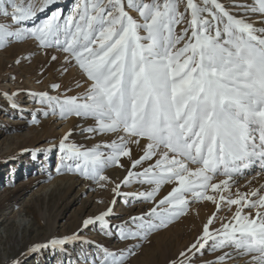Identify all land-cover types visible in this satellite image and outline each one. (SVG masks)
<instances>
[{
    "label": "snow or ice",
    "instance_id": "6c2138e0",
    "mask_svg": "<svg viewBox=\"0 0 264 264\" xmlns=\"http://www.w3.org/2000/svg\"><path fill=\"white\" fill-rule=\"evenodd\" d=\"M55 2L0 0V47L11 38H34L45 48L55 45L66 54V62L74 61L90 81L79 97L32 94L61 118L94 119L96 126L88 132L117 136L105 145L108 152L104 153L99 146L82 150L66 143V135L59 144L63 159L77 161L74 166L65 165L67 170L108 182L104 169L119 165L121 157H128L132 168L148 164L142 172L128 171L122 181L125 186L133 180L154 185L151 191L138 194L145 201H155L163 184H177L157 206L132 218L134 228L117 226L120 239H147L152 231L167 227L187 212L188 195L194 201L213 203L219 196L221 203L241 206L234 222L222 224L214 234L210 231L216 219L213 214L201 237L180 253L184 259L170 264H193L190 254H202L209 241L214 252L234 249L221 255L220 262L250 255L246 264H264V194L254 190L237 193L236 198L223 195L235 174L257 161L264 167V27L256 26L264 25V0L234 3L239 18L220 0H83L63 20L61 12L55 11L42 22L26 26ZM255 14L261 17L258 22L250 19ZM141 140L146 141L143 155L134 159L129 145L139 147ZM153 157H157L154 164ZM218 175L227 178L213 182ZM119 188L116 185L114 191ZM209 189L213 195L207 194ZM244 207L257 209L255 218L244 215ZM111 214L109 207L84 220L83 227L99 222L108 230L105 218ZM76 239V235L53 239L23 255ZM137 247L128 249L127 256L104 248L103 256L91 264H125ZM13 264L22 261L16 259Z\"/></svg>",
    "mask_w": 264,
    "mask_h": 264
},
{
    "label": "rangeland",
    "instance_id": "374dc122",
    "mask_svg": "<svg viewBox=\"0 0 264 264\" xmlns=\"http://www.w3.org/2000/svg\"><path fill=\"white\" fill-rule=\"evenodd\" d=\"M35 2L39 5L43 0ZM61 2L65 4L56 3L44 12H38L35 20L26 26L32 27L42 22L55 11L61 12L63 20L83 0ZM196 2L200 3V0ZM220 2L239 18L241 13L233 7L234 3L253 4L254 0ZM131 14L139 19L135 11ZM260 18L259 14L250 17L253 22H258ZM184 26L180 25L177 32ZM256 26L264 27L259 23ZM65 55L55 45L48 48L40 46L34 38H11L6 46L0 47V264H13L16 259L21 260L22 264H91L93 259L98 260L103 256L104 248L117 253L123 251L127 256V250L133 245L138 247L125 264H170L178 258L184 259L180 253L186 252L201 237L204 225L213 214L216 219L210 231L214 234L222 224L234 222L233 217L240 205L221 203L219 196L217 202L213 203L206 199L194 201L188 195L190 203L187 212L172 220L167 227L152 231L147 239H120L117 226L134 228L132 218L140 217L157 206L159 200L177 184H163L155 201H145L138 194L151 191L154 185L133 180L125 186L122 181L128 171L142 172L148 164L132 168L128 157H121L119 165L104 169L103 175L109 178L108 182L90 180L79 172L67 170L65 165L74 166L77 161L63 159L64 153L59 144L66 135L69 136L66 143L75 144L82 150L99 146L104 153L108 152L105 145L116 140L117 136L88 132L86 129L96 126L94 119L76 115L61 118L58 112L52 114L50 107L41 103L38 96L32 95L47 93L63 99L85 93L90 81L74 61L71 64L66 62ZM56 84L60 86L59 89L53 87ZM140 144L139 147L129 145L134 159L143 155L146 141L141 140ZM156 159L153 157L151 163L154 164ZM190 167L194 169L197 165ZM226 178L218 175L213 182ZM229 183L230 190L223 192L226 197L232 195V198H236L237 193H251L254 190L264 194V187L257 190L253 185L245 189L239 182ZM116 185H120V188L114 191ZM207 194L214 193L209 189ZM109 207L112 214L105 219L111 235L106 234L108 230L103 229L99 222L83 227L84 220L94 219ZM256 212L257 209L243 208V214L253 218ZM73 235L78 239L55 249L41 248L35 253L23 255L34 246ZM211 243L208 242L202 254L196 253L194 257L190 254L193 264H246L251 260V256L247 255L220 262L221 255L234 253V249L227 247L214 252L210 248Z\"/></svg>",
    "mask_w": 264,
    "mask_h": 264
},
{
    "label": "bare ground",
    "instance_id": "6f19581e",
    "mask_svg": "<svg viewBox=\"0 0 264 264\" xmlns=\"http://www.w3.org/2000/svg\"><path fill=\"white\" fill-rule=\"evenodd\" d=\"M65 4L61 0H56V2L49 6L53 7L55 4ZM141 145V144H140ZM239 182L240 186L245 189L253 187L256 185L257 190L264 187V167L261 166L260 162L257 161L255 164L250 166L248 169L243 170L240 174H235L231 180V183L237 184Z\"/></svg>",
    "mask_w": 264,
    "mask_h": 264
}]
</instances>
